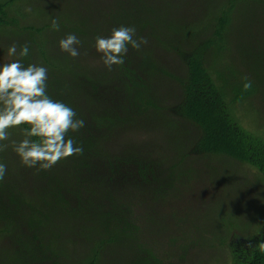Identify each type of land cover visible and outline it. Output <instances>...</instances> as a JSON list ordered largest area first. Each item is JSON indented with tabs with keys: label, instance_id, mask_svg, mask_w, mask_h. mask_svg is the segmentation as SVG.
I'll return each instance as SVG.
<instances>
[{
	"label": "trees",
	"instance_id": "16d2710c",
	"mask_svg": "<svg viewBox=\"0 0 264 264\" xmlns=\"http://www.w3.org/2000/svg\"><path fill=\"white\" fill-rule=\"evenodd\" d=\"M171 12L199 21L170 31ZM120 25L147 44L129 45L109 70L94 37ZM70 33L81 41L77 57L59 47ZM12 44L28 55L9 57ZM15 59L48 69L49 96L84 121L68 133L83 153L43 170L21 164L16 140L0 142V264H105L110 244L130 252V264H172L145 230L188 181L238 161L264 182V123L252 131L238 117L254 98L264 118V0H0V64ZM26 127L9 133L22 140ZM255 216L249 230L222 232L230 264H264ZM198 245L200 236L185 239L181 259Z\"/></svg>",
	"mask_w": 264,
	"mask_h": 264
},
{
	"label": "rangeland",
	"instance_id": "374dc122",
	"mask_svg": "<svg viewBox=\"0 0 264 264\" xmlns=\"http://www.w3.org/2000/svg\"><path fill=\"white\" fill-rule=\"evenodd\" d=\"M202 13L204 8L199 12V18ZM199 18L197 20L194 14L188 18L183 13L171 12L170 31L181 23L198 22ZM164 89L169 88L166 85ZM245 103L238 105V117L245 127L257 130V121L264 123L262 110L258 107L260 102L252 98ZM8 140L19 142L21 138L10 134ZM233 163L209 174L201 172L193 182L188 181L190 185L183 187V193L163 204L161 215L147 220L145 233L158 240L157 249L161 250L160 256L165 260L172 264H230L231 254L220 247L222 232L232 225L247 230L248 221L256 214L264 219V182L255 176L257 170L247 163ZM175 236H178L175 246L168 245L167 242L171 244L170 239ZM198 236L202 245L191 248L185 259H181L178 247L185 239ZM105 251L104 259H108L105 264H130L132 261L130 252H122L114 244L106 246Z\"/></svg>",
	"mask_w": 264,
	"mask_h": 264
},
{
	"label": "clouds",
	"instance_id": "9594fccd",
	"mask_svg": "<svg viewBox=\"0 0 264 264\" xmlns=\"http://www.w3.org/2000/svg\"><path fill=\"white\" fill-rule=\"evenodd\" d=\"M58 19H53L51 28L59 31ZM133 26L113 27L110 35L94 37V47L101 54L103 64L111 70L113 65L124 63L128 46L139 50L147 44V38L135 39ZM80 39L75 34H67L59 40V47L72 57L80 55ZM29 47L17 45L8 48L9 57H26ZM48 69L37 64L25 66L21 59L0 64V142L9 139V129L27 125L22 129L23 139L12 141L13 150L22 165L39 166L48 170L62 159L83 153V148L76 144L68 133L77 132L84 127V121L76 118V112L62 101L55 100L47 92ZM245 91L252 87V81L242 77ZM7 144L0 143V151L6 150ZM6 165L0 163V181L6 174ZM251 246V245H250ZM260 252H264V242L258 243Z\"/></svg>",
	"mask_w": 264,
	"mask_h": 264
}]
</instances>
